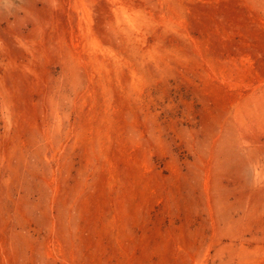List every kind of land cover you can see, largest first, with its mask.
<instances>
[{
    "label": "rangeland",
    "instance_id": "obj_1",
    "mask_svg": "<svg viewBox=\"0 0 264 264\" xmlns=\"http://www.w3.org/2000/svg\"><path fill=\"white\" fill-rule=\"evenodd\" d=\"M0 264H264V0H0Z\"/></svg>",
    "mask_w": 264,
    "mask_h": 264
}]
</instances>
